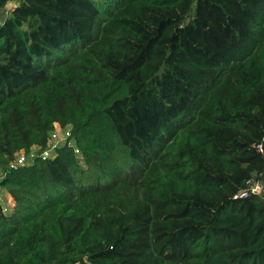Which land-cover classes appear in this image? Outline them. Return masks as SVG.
Wrapping results in <instances>:
<instances>
[{
  "label": "trees",
  "instance_id": "obj_1",
  "mask_svg": "<svg viewBox=\"0 0 264 264\" xmlns=\"http://www.w3.org/2000/svg\"><path fill=\"white\" fill-rule=\"evenodd\" d=\"M10 3L0 264H264V0Z\"/></svg>",
  "mask_w": 264,
  "mask_h": 264
},
{
  "label": "built area",
  "instance_id": "obj_2",
  "mask_svg": "<svg viewBox=\"0 0 264 264\" xmlns=\"http://www.w3.org/2000/svg\"><path fill=\"white\" fill-rule=\"evenodd\" d=\"M54 130L49 133L46 148L39 150L38 148H32L28 152L20 151L11 161L6 170H0V184L9 170H15L19 167L31 165L35 159L40 158L43 160L51 159L55 155L56 149L65 145H73L70 140V128H62L59 125L54 126ZM78 154V150L74 149ZM261 186L257 183L251 185L248 189L244 190L240 197H246L249 194L261 192ZM0 206L4 214H9L14 207V202L11 197L1 188L0 185Z\"/></svg>",
  "mask_w": 264,
  "mask_h": 264
},
{
  "label": "rangeland",
  "instance_id": "obj_3",
  "mask_svg": "<svg viewBox=\"0 0 264 264\" xmlns=\"http://www.w3.org/2000/svg\"><path fill=\"white\" fill-rule=\"evenodd\" d=\"M9 10H3L0 13V25L2 23V21L9 16L10 13V9L13 8L12 6H7ZM142 127H149L152 131H155V122L153 119H146L144 121H142L141 123Z\"/></svg>",
  "mask_w": 264,
  "mask_h": 264
},
{
  "label": "water",
  "instance_id": "obj_4",
  "mask_svg": "<svg viewBox=\"0 0 264 264\" xmlns=\"http://www.w3.org/2000/svg\"><path fill=\"white\" fill-rule=\"evenodd\" d=\"M12 5H13V3L8 4V6H12Z\"/></svg>",
  "mask_w": 264,
  "mask_h": 264
}]
</instances>
